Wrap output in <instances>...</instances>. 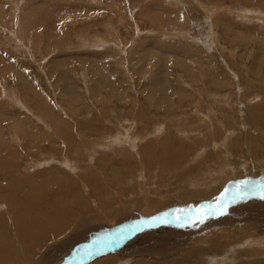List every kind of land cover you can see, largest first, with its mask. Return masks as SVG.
Segmentation results:
<instances>
[{"label":"rangeland","instance_id":"1","mask_svg":"<svg viewBox=\"0 0 264 264\" xmlns=\"http://www.w3.org/2000/svg\"><path fill=\"white\" fill-rule=\"evenodd\" d=\"M262 141L264 0H0V264H26L9 256L12 228L41 220L48 232L49 217L74 220L54 243L75 224L109 230L93 231L56 264L116 240L123 223L139 229L167 214L195 222L189 202L214 203L228 185L264 189ZM99 201L112 209L85 223ZM131 214L135 222L124 217ZM231 231L259 235L229 245L212 264H240L247 247L263 249L264 232L248 222ZM177 241L156 240L152 255L115 264L181 257ZM119 242L76 264L111 255Z\"/></svg>","mask_w":264,"mask_h":264},{"label":"bare ground","instance_id":"2","mask_svg":"<svg viewBox=\"0 0 264 264\" xmlns=\"http://www.w3.org/2000/svg\"><path fill=\"white\" fill-rule=\"evenodd\" d=\"M256 118L258 119V117H256ZM251 121H253V120H251ZM50 130L53 131L52 128H50ZM54 131H58V130L54 129ZM259 131H261V130H259ZM54 133L56 134V132H54ZM64 133H65V131H64ZM160 133H162V132H160ZM160 133L158 132V134H160ZM157 136H159V135H157ZM252 138L254 139V143L256 145H259L258 143H260V140L255 139V137H253V136H252ZM262 143H264V142L262 141ZM80 145L83 146L82 143ZM262 145H264V144H262ZM184 146H185L184 149H186L187 145L185 144ZM108 147H109V145H108ZM16 148H15L14 151H16ZM173 150H174V148H173ZM173 150H171V151H173ZM79 151H80V149H79ZM226 153L229 156L230 152L228 150H226V149H224V150L220 149L219 152H218V154H220V155H224ZM78 156H79V153H78ZM81 156H83V155H81ZM177 158H180V157H177ZM201 160H202V158H201ZM157 162H159V161H157ZM200 162H202V161H200ZM211 163H213V162H211ZM5 164L8 165L7 163H5ZM5 164L3 163L1 167L4 168ZM170 167H169V169H170ZM223 169H224V167H223ZM165 172H168V168H167V170ZM195 184H198V183H195ZM230 187H232V185H228L227 186L228 190L226 192V197H225L224 192H223L222 195L219 196L218 200L216 202H214V203L205 201V202H201L198 206H195L197 204H193V203L189 202L187 205H190V207L191 206L192 207L191 208L189 207L190 209H189L188 212L189 213H193L192 210L193 211L195 210V212L192 214L191 217L192 218H196V214L197 213L200 214V217L199 218L197 217L198 219L196 218L197 220L195 219L196 221L194 220L195 222H192L190 224H188L190 220H187L188 222H186V221L185 222L184 221L180 222V221L172 220V219H164L162 221H156V222H149V221H151L150 219H145L146 221H144V223H146V222H149V223L147 225L143 226L142 228H139V229H135V228L131 229L128 225H126V223L125 224L124 223L121 224L122 225L121 227H122L123 236H122V234L120 233V231L118 229L119 236L117 238L116 243H118L120 241V239H121V241L113 249V251H112L113 253L111 255H109V256H101V259H98V261L93 262V264H115L116 260L117 261L120 260V259H125L126 260V258H128V257L132 258L131 255L135 254L137 252H142V253H146V254L152 255L153 254V249L156 246L153 243L154 241L157 240L159 243H163V242L168 241L169 239H178V241L175 242L173 245L175 247L182 246L183 254L181 255V257H179V255H178V257H172V258L167 259V260H163L161 258H159L160 260L150 259L151 261L149 263L146 262L147 259H137V258H135L136 259V263L135 264H210V262L212 264L211 258L214 257L213 255H216V254L219 255L222 250L226 249V247L229 248V245H231V244L233 245L236 242H240V241L243 242V240L246 237H251L252 238V237H257L259 235L258 234L259 231H256V233L254 232L255 235H253V236H250V234H247V235H244L243 238H237L235 236V234L231 231L232 227H235V225L246 221L252 227H255L258 230L264 232V198L262 197L264 195V189H258L259 193H254L255 190H253V191H251V190L250 191L249 190L248 191H243V189L240 190L238 188V190H236L234 188L236 190L235 191L233 189H229ZM143 188H144V186H143ZM145 188H146V186H145ZM207 191L208 190L204 191V193L208 194ZM138 192H139V190H138ZM146 193L147 192L144 193L143 197L144 196L146 197V195H145ZM237 194H239V195H237ZM248 195H259V197H257V196H250L249 197ZM79 197L80 196H76L77 199H80ZM119 197H120V195H119ZM81 200L84 201L82 199V197H81ZM83 204H85V203H83ZM99 204H100V206H93L91 208L90 213L92 214V218L91 219H86L85 223H89L90 220H95L101 214V212L103 210H106V209L111 210L112 209V206L110 207L109 205L104 204V202H102V201L101 202L99 201ZM204 206H209L207 208H209V210H212L214 213H211L212 211H208L207 212L204 209L199 211L200 208H202ZM186 210H188V209H186ZM86 211L88 212L89 210H86ZM204 211H206V213ZM169 213H171V212H169ZM119 214L120 213L118 212V216H119ZM2 216L3 215H1L0 217H2ZM13 216L14 215L12 214V218H13ZM68 217L63 218L62 220L60 219V221L58 220L57 222L52 220L50 217L47 218V224H45L46 225L45 227L50 229V231L47 230L48 232H45V228H40V224L42 223L41 220L37 221V227L25 226L21 230L18 227H16V228L13 227L11 232L13 234V237L16 239V242L13 244V246H12V244H10V247L12 248V251H9V256L14 258L15 261H21V262L26 263V264H29L31 262V258L34 255H35V258H34V261H33L32 264H56V263H61V261L66 260L67 258L69 259V257L71 256V254L73 253V250L75 248L74 246L80 244L83 240L92 239L94 237L93 231L99 229L100 233L103 236H108V233H109L108 229L102 228L100 226H95L93 228L90 227V228H88L86 230H80L79 229V225L74 223L75 225H74L73 229L68 233L69 237L61 240L58 243L57 242L54 243L53 242L54 239H57L56 235L66 233V231L70 229V225H72V223L74 222V220H72V221L70 220L69 221ZM124 217L127 218L128 220H131L132 222L136 221V218L133 216V214L126 215ZM15 218H17V222L20 221V218H19V216L17 214L14 217V219ZM11 220L14 221L13 219H11ZM152 220H153V218H152ZM163 222H166V223H163ZM169 222H175V223L177 222V223L182 224V225L179 226L177 224L169 223ZM153 224H155V225H153ZM183 224H188V225H183ZM17 225L18 224H16L15 226H17ZM148 225H150V227H147L144 231H142L141 233H139L137 235H131L130 233H127L128 230L126 231L127 228L129 230H131V231H134V232L135 231H141L142 229H144ZM151 225H153V226H151ZM113 226H114V224H113ZM119 227H120V225H119ZM21 232H28V233L21 234ZM113 232H114V230H113ZM115 233H116V230H115ZM247 239H249V238H247ZM50 240L52 241L53 244L47 250H45V252H44V249H45L46 245H49L48 242H50ZM258 243L263 247V249L262 248L260 249L261 246H259ZM258 243L254 244V245H256V247H258L260 250L252 249V248H248L247 247L246 250H244L243 252L239 253L240 255L241 254L244 255L243 256L244 258L242 259V261L240 260V258L238 260H236V261L240 260L239 261V263L241 262L240 264H264V241L262 240V241H260ZM2 244H3V246L1 248ZM109 244H114V243L107 242V241H101V242L93 244L94 247L91 246V245H90L91 247H89V246L86 247L85 249H87V251L86 252H82V253L79 254V255H81V260H77L76 259L77 255H76L75 259H74V261L72 263L76 264L77 262H81V261L85 260L89 256L90 253H93L95 250H100V249H102L101 247H103L104 245H109ZM243 244H245V243H243ZM1 245H0V256L2 258V255L5 256V250H4L5 249V246H4L5 244H4L3 241L1 243ZM244 246H242V247H244ZM204 247L207 248V250H204ZM235 248H238V247H235ZM234 249H232V250H234ZM229 250H231V249H229ZM31 251H34V253H31ZM10 252H11L12 255H10ZM43 252H44V255H43ZM230 252H232V251H230ZM235 252H236V250H235ZM226 254H228V253H226ZM122 256H125V257H122ZM164 256L165 255H163V257ZM109 257H111V258H109ZM222 258H224V257H222ZM235 259H237V258H235ZM9 260L11 261L12 259H9ZM219 262L220 261L218 260L217 264H220ZM224 262H227V261L224 260ZM90 264H91V262H90Z\"/></svg>","mask_w":264,"mask_h":264},{"label":"water","instance_id":"3","mask_svg":"<svg viewBox=\"0 0 264 264\" xmlns=\"http://www.w3.org/2000/svg\"><path fill=\"white\" fill-rule=\"evenodd\" d=\"M232 187H234L236 190H238V187H237V186H232ZM227 190H228V188L226 187V189L224 190V195H225V197H226V192H227ZM254 193H259L258 189H256V190L254 191ZM208 202H212V201H208ZM202 204H203V203H202ZM193 216H194V215H193ZM164 219H172V220H177V221H180V222H182V221H184V222H185V221L188 222L186 218H180V217H176V216H174V215H162V216H160V217H158V218H154L153 220H151V221H149V222L162 221V220H164ZM149 222L142 223V224L140 225L139 228H142L143 226L147 225ZM126 225H128L131 229H134V228H135L132 224H126ZM121 226H122V225H120V227H119V231H120V233L122 234V227H121ZM121 234H120V235H121ZM106 241H107V242L116 243L117 238H116V240H114V239H110V238H109V239L106 240ZM91 246L94 247V245H91ZM91 246H89V247H91ZM86 251H87V249H85L83 252H86ZM76 259H77V260H81V255L77 254ZM72 264H73V263H72Z\"/></svg>","mask_w":264,"mask_h":264}]
</instances>
